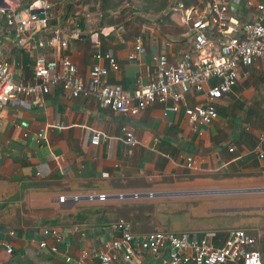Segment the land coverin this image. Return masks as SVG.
Here are the masks:
<instances>
[{"label":"crops","instance_id":"obj_1","mask_svg":"<svg viewBox=\"0 0 264 264\" xmlns=\"http://www.w3.org/2000/svg\"><path fill=\"white\" fill-rule=\"evenodd\" d=\"M49 1L57 22L52 23V19L41 30L31 28L24 38L47 41L60 30L68 43L66 49L19 48L15 29L0 15V48L4 59L15 63L13 73L18 82H34L33 66L40 54L48 59L69 56L87 79L97 62L95 54L100 52L111 54L120 66L118 72L110 71L109 82L136 93L155 78L154 56L165 54L178 64L193 51L194 35L178 4L193 9L194 17L204 16L206 11L199 0H173L165 13L169 15L160 21L159 16L136 13L126 25L95 29L88 20L85 31H81L75 29L74 18L63 22L64 13L58 11L62 0ZM34 2L0 0V7L21 11ZM231 12L241 21L256 16L244 3ZM94 34H99L97 47L92 42ZM138 37L146 53L135 63L128 56ZM101 65L110 68L105 59ZM206 102L204 93L187 96L189 106ZM214 105L219 118L194 129L184 109L176 113L171 103L155 104L135 118L125 117L94 98H72L60 86L52 88L41 106H34L25 96L0 104V264H99L96 254L119 237L113 224L120 219L129 222L125 216L129 207L132 213L138 207L147 215L143 222L146 227L174 230L153 232L200 237L214 234L220 246L230 230L243 229L264 241V158L254 153L258 137L264 134V72L254 69L250 78H241L238 86ZM125 124L139 140L136 147L123 141ZM95 132L106 137L99 146L91 143ZM187 158L193 159L192 168ZM131 192H152L154 196L117 198L120 193ZM88 193L107 194L109 199L60 201L62 196ZM222 193H238L240 201L219 204L210 212L233 225L221 229L172 224L181 217L179 205L198 206L212 197L218 199L214 195ZM189 216L195 221L203 219V215ZM130 224L136 238L152 233L150 229L139 233L134 223ZM48 228L58 230L64 238L57 253L51 250L54 240L43 234ZM42 241L47 242L44 249L40 248ZM84 251L88 256L81 260ZM138 261L159 263L150 254ZM115 264L125 263L120 260Z\"/></svg>","mask_w":264,"mask_h":264},{"label":"built area","instance_id":"obj_2","mask_svg":"<svg viewBox=\"0 0 264 264\" xmlns=\"http://www.w3.org/2000/svg\"><path fill=\"white\" fill-rule=\"evenodd\" d=\"M199 1L205 5L204 16L194 17L193 9L178 4L194 35L193 51L186 53L178 64L172 63L165 54L154 56L155 78L138 92L131 93L109 82L110 71L118 72L120 69L111 54H95L97 62L91 67L87 79L79 74L77 65L69 56L48 59L40 54L33 66L34 82L24 83L15 80V63L7 62L0 48V104L25 96L34 106H41L52 88L60 86L72 98H94L103 107L125 117L135 118L155 104L171 103L176 113L184 109L188 123L194 129L212 124L219 118L214 103L231 93L241 78H250L254 69L264 72V0ZM243 3L256 12L253 20L241 21L232 14L231 9ZM51 10L49 0H35L21 11L2 6L0 15L5 17L8 26L15 29V43L19 48L41 51L48 47L66 49L68 43L63 41L60 30L47 41L29 42L24 38L27 30H41L49 25L53 19ZM92 42L96 47L100 45L99 34L92 35ZM145 53L144 42L138 37L128 59L136 63ZM104 59L109 62V69L101 65ZM213 81L217 83L212 84ZM192 93H204L207 102L189 106L187 96ZM122 135L127 146L133 148L139 144L134 130L126 124L122 127ZM105 139L101 132H95L91 143L99 146ZM230 151L233 152L234 148ZM254 153L264 158V134L258 137ZM187 165L192 168V158H187ZM153 196L152 192H131L120 193L117 198L140 200ZM82 199L105 202L109 196L88 193L60 197L63 203ZM113 228L120 235L105 246L104 252L96 254L99 264H115L120 260L125 264H139L138 259L144 254L157 258L158 264H264L261 237L252 236L243 229L230 230L219 246L214 234L200 237L189 233L152 232L136 238L131 224L124 219L114 223ZM43 234L54 240L51 250L57 253L63 236L51 228L45 229ZM46 247L47 242L42 241L40 248ZM87 256L88 252L84 251L81 260ZM66 260L71 261L70 258Z\"/></svg>","mask_w":264,"mask_h":264},{"label":"trees","instance_id":"obj_3","mask_svg":"<svg viewBox=\"0 0 264 264\" xmlns=\"http://www.w3.org/2000/svg\"><path fill=\"white\" fill-rule=\"evenodd\" d=\"M173 0H62L63 6L66 7V12L64 13L63 22H67L69 18H74L78 27L75 29H80L85 31L87 18L84 16L77 17L75 15L66 14L67 11L72 9L75 5L80 4L84 7H89L90 12H99V28L102 29L106 26H118L121 24H127L128 18L136 13L152 14L159 16V20L166 18L169 14L165 15L166 11L171 7ZM62 7V8H64ZM61 6H59L58 11H61ZM52 11V10H51ZM116 15V16H115ZM52 23H56L57 20L53 19ZM139 212V213H138ZM125 216H128L129 223L133 222L135 230L137 232H147L149 228L143 225L144 218H147L146 214L139 211L137 207L132 213L131 207L127 209Z\"/></svg>","mask_w":264,"mask_h":264},{"label":"rangeland","instance_id":"obj_4","mask_svg":"<svg viewBox=\"0 0 264 264\" xmlns=\"http://www.w3.org/2000/svg\"><path fill=\"white\" fill-rule=\"evenodd\" d=\"M65 3V2H64ZM63 3V4H64ZM63 4L61 5V13L62 12H66V7L63 6ZM64 7V8H62ZM89 7H92V5H90ZM89 7H84L81 6L80 4L75 5L72 9H70L69 11H67L66 14L70 15H75L77 17L80 16H84L87 18V20H92L90 22V24L93 26V28L98 29L99 28V12H90L89 11ZM116 16V15H115ZM72 26V25H70ZM211 194L208 196L210 197ZM240 195L238 193H231V194H216L214 195V197H219L218 199L215 198H211V199H207L205 200L203 203H201L198 206H192L189 207L187 205H179L178 209L181 211V217L173 220L172 224H175L177 227L182 228L183 226H187V227H193V226H201V227H205V226H210V227H215V228H221V229H225V227H229L230 225H233L234 222H230V220L226 219V218H219L217 216H214L215 214H212V212H210V210H214L217 209L219 204H232L235 201L239 202V197ZM163 208V206H162ZM174 208V207H173ZM176 208V207H175ZM189 215H193L195 216H201L203 215V219L202 220H191ZM174 218V217H173ZM172 218V219H173ZM150 231L149 232H153V231H174L172 229H152L149 228ZM185 229V228H184ZM185 231V230H182ZM259 237V236H256ZM262 255H263V260H264V241H261V246H260Z\"/></svg>","mask_w":264,"mask_h":264}]
</instances>
